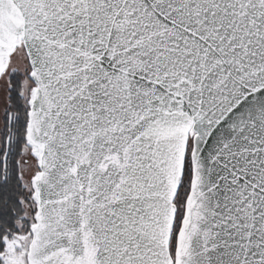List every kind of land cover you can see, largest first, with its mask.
<instances>
[{
	"label": "snow or ice",
	"instance_id": "snow-or-ice-1",
	"mask_svg": "<svg viewBox=\"0 0 264 264\" xmlns=\"http://www.w3.org/2000/svg\"><path fill=\"white\" fill-rule=\"evenodd\" d=\"M0 264H264V0H0Z\"/></svg>",
	"mask_w": 264,
	"mask_h": 264
}]
</instances>
